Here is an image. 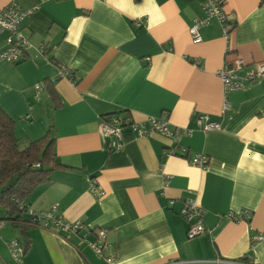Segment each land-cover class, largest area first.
Instances as JSON below:
<instances>
[{
	"label": "crops",
	"instance_id": "0c3cea01",
	"mask_svg": "<svg viewBox=\"0 0 264 264\" xmlns=\"http://www.w3.org/2000/svg\"><path fill=\"white\" fill-rule=\"evenodd\" d=\"M204 1L41 0L21 19L29 45L20 61H0V106L23 146L49 131L56 159L24 201L37 213L55 206L84 230L28 223L27 211L0 205V264H16L8 242L25 250V237L23 264H264V77L224 94L217 76L237 58L264 62V1L222 0L233 30L225 38L212 17L195 42L189 28L204 19ZM35 3L0 0V9ZM115 114L166 119L186 156L169 152L172 139L128 126L123 150L110 152L100 125ZM202 116L220 127L203 131ZM196 153L204 167L190 162ZM188 198L205 228L190 239Z\"/></svg>",
	"mask_w": 264,
	"mask_h": 264
},
{
	"label": "built area",
	"instance_id": "2783aa9c",
	"mask_svg": "<svg viewBox=\"0 0 264 264\" xmlns=\"http://www.w3.org/2000/svg\"><path fill=\"white\" fill-rule=\"evenodd\" d=\"M41 0H36V3L29 9H21L15 4L6 6L0 9V33L6 32V44L7 48L0 52V61H17L22 58L23 50L29 45L27 36L20 30V21L23 17L31 14ZM203 10L205 13L204 19H195L193 25L189 28V33L193 38V41L198 42L200 40L199 28L207 21L214 17L221 24V31L223 36L228 37L231 30H233L232 24L228 20L229 14L223 9L222 0H205L203 3ZM217 76L220 79L223 93L229 91L240 90L244 88L248 83L264 77V62L255 63L253 66L247 68L242 58H237L232 67L220 68L217 71ZM204 123L199 121V127L203 131L209 129L219 128L220 125L216 121H211L207 116H202ZM130 127L137 135L148 136L152 133H159L168 139H172L175 145L169 149L171 154H178L180 156H186L188 149L183 146H178L176 138L181 134V130L171 129L166 119L150 117L143 122H131L123 118L120 114H115L104 119L100 125V131L105 138L107 148L113 152H120L124 148L122 139V130L124 127ZM188 133L187 130H183ZM177 149H179L177 151ZM207 157L202 153H196L191 158L190 162L198 167H204L207 164ZM90 181V180H89ZM91 193L101 192L95 187L94 182L91 180L89 184ZM20 210H25L29 213L28 223H40L42 221L43 226H47L50 222L58 225L62 230L79 231L84 226L80 221L64 222L61 216L56 215V207L47 211H41L39 213L31 210L26 202L23 200L17 201ZM248 210H243L237 214L239 219H245L249 217ZM181 217L186 220L189 225L186 231V236L190 239L201 234L205 228L203 224L204 209L197 203L195 198H188L181 209ZM4 221H0V226ZM88 231V229L86 228ZM98 239L92 244L95 252L102 253L104 244L105 233L103 230L97 231ZM256 241L263 239V235H259L253 238ZM8 249L11 257L16 264L22 263V256L25 252L24 247L18 240H11L8 242Z\"/></svg>",
	"mask_w": 264,
	"mask_h": 264
},
{
	"label": "trees",
	"instance_id": "16d2710c",
	"mask_svg": "<svg viewBox=\"0 0 264 264\" xmlns=\"http://www.w3.org/2000/svg\"><path fill=\"white\" fill-rule=\"evenodd\" d=\"M264 1V0H261ZM50 89V86H46ZM54 139L47 133L26 146L14 133V120L0 106V205L10 214L20 211L18 202L40 183L55 166ZM2 221V220H0ZM5 222V220H3ZM22 234L25 235L24 228ZM29 240L25 237V250Z\"/></svg>",
	"mask_w": 264,
	"mask_h": 264
},
{
	"label": "rangeland",
	"instance_id": "374dc122",
	"mask_svg": "<svg viewBox=\"0 0 264 264\" xmlns=\"http://www.w3.org/2000/svg\"><path fill=\"white\" fill-rule=\"evenodd\" d=\"M6 48H7V45H6ZM21 59H22V58H21ZM21 59L17 60L16 62L20 61ZM35 87H36L37 89H39V88H40V86H38V85H36ZM21 145L23 146V143H22V141H21ZM110 152H112V151H110Z\"/></svg>",
	"mask_w": 264,
	"mask_h": 264
}]
</instances>
